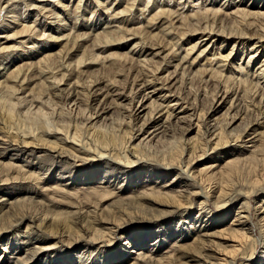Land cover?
<instances>
[{"label":"bare ground","instance_id":"obj_1","mask_svg":"<svg viewBox=\"0 0 264 264\" xmlns=\"http://www.w3.org/2000/svg\"><path fill=\"white\" fill-rule=\"evenodd\" d=\"M78 1L74 12L84 2L82 17L114 5L113 20L103 23L100 13L70 37L77 24L54 25L67 20L63 0H0V79L7 88L0 102V264L264 263V32L243 25L248 17L264 21V0H241L258 9L238 7L228 18L207 8L208 0L188 8L174 0ZM135 12H149L143 30L135 28L140 18H130ZM237 54L246 63L234 65ZM172 62L173 73L160 77ZM177 70L180 77H170ZM203 75L210 77L204 98L215 87L210 114L197 106ZM194 85L193 98L183 99ZM42 96L62 105L52 118ZM140 97L150 101L142 112ZM218 97L223 103L213 105ZM23 104L46 110L45 122L23 130L14 115ZM227 105L223 120L215 119L221 126L211 125ZM146 109L143 124H135ZM193 116L195 127L181 128ZM242 116V129L226 130ZM107 123L118 130L106 132ZM175 134L174 150L148 154L158 136Z\"/></svg>","mask_w":264,"mask_h":264},{"label":"rangeland","instance_id":"obj_2","mask_svg":"<svg viewBox=\"0 0 264 264\" xmlns=\"http://www.w3.org/2000/svg\"><path fill=\"white\" fill-rule=\"evenodd\" d=\"M64 2L62 3V5H64V6H68V9H67V12H65L64 10H63V12H62V17L64 18L65 16H67L68 15V17H67V20L65 21H62V22H60V23H58V22H55V26L57 25V24H64V23H66L67 25V28L69 29L70 28V25H71V27L72 26H74V24H77V26H76V29H73V30H71V33H72V35H70V37L71 36H73L74 35V33H75V31L82 25V24H85L87 21L89 22V24L91 23V21L93 22L94 21V18H95V16L96 17H99V15H100V13H101V21H103V23L104 22H110V21H112L113 19H112V17L111 16H108V14L113 10V8H114V5L112 6V9L107 13V11L105 10L104 11V9L102 8V7H98V8H96L95 9V13L94 14H92V13H90V14H88L87 13V15L85 14V16H81L82 15V11L85 9V6H83L84 5V2H82V8L80 9V10H78V11H76V12H74V9H75V7H76V5L79 3V1L78 0H69V1H66V0H63ZM100 1H102V0H100ZM105 1V5L104 6H109V4H110V2L109 3H107L106 2V0H104ZM202 1L203 2H205V0H174L173 2H172V6H175L176 4L177 5H180V6H182V5H187V8L190 6V5H198V6H200V7H203L204 5H202ZM210 1L211 0H208V2L206 3V6H207V8H214V9H217V10H220V11H218V16H220V14H222V16H224V14H225V18H228V16L229 17H231V16H233V15H235V9L237 8L238 9V7H240L239 9H241V10H251V11H256L258 8H254V7H252V2H247L246 1V5L245 4H241V0H218L217 1V3H215V4H211V5H209L210 4ZM248 3V4H247ZM209 5V6H208ZM228 5H230L229 7H228ZM236 5H238V6H236ZM212 6V7H211ZM214 6V7H213ZM236 6V7H235ZM205 7V6H204ZM64 8V7H63ZM91 8H93V5H92V7ZM260 9V8H259ZM102 11H103V13H102ZM135 10H134V8H133V12H134ZM196 11H198L197 9H196ZM104 12H106V13H104ZM232 12H233V15H232ZM140 12H135V14H133L130 18H132V17H134V15L135 16H137L138 18H140V22H142V24H137L136 25V27L135 28H140L141 30H143V23H144V21L147 19V18H150V16H148V13L149 12H147L145 15H141V14H139ZM220 13V14H219ZM0 14H2V13H0ZM64 14V15H63ZM99 14V15H98ZM130 14V13H129ZM122 15V14H121ZM121 15L118 17V19L120 20V18H121ZM79 17V19L77 18V17ZM91 16V17H90ZM239 16V15H238ZM252 17V16H251ZM112 20H111V19ZM104 19V20H103ZM109 19V20H108ZM240 20L241 19H238L237 21L238 22H240ZM68 21V22H67ZM97 21V20H96ZM259 21V22H258ZM100 22V21H99ZM98 22V23H99ZM249 25L250 27H255V26H259L261 29H262V32H264V21L263 20H258V19H254V18H250V17H248L244 22H243V25L246 27V25ZM54 26V27H55ZM102 30V29H101ZM100 30V31H101ZM103 31V30H102ZM67 33V32H66ZM64 35H66V34H64ZM85 38V37H84ZM86 38H87V36H86ZM130 38H132V37H130ZM62 39H64L65 40V37H63V38H61L60 39V43H61V40ZM197 38H193V40H196ZM202 41V40H201ZM201 41H199L198 42V40H196V42H198V44H200L201 43ZM208 40H206L204 43H206ZM121 42H125V40H122ZM218 42V41H217ZM215 43V44H217V47H220V48H227V43H224V45H223V43L221 42V41H219L218 43ZM58 44L59 45V49H60V47H61V44ZM82 43H85V42H82ZM212 43L213 42H211V44H210V46H209V49L207 50V52H210V50H211V47H212ZM221 43V44H220ZM90 44V43H89ZM261 44V43H260ZM260 44H258V45H260ZM216 47V46H215ZM230 50H232V48L230 49ZM261 51V50H260ZM212 52V51H211ZM226 52H229V49H227V50H225V54H226ZM251 51H249V53H250ZM71 53H74V51H72ZM112 53V52H111ZM81 54H82V52H80L79 53V57L78 58H80L81 57ZM108 54H110V52H108L106 55H108ZM261 54H260V52L258 53V54H256V56L254 57V59H253V63H251V69H252V65H253V68L255 67V66H257V67H255V71H257L258 70V68L259 67H261V65L262 64H258V62H255L256 60H260L261 59V56H260ZM262 55H264V54H262ZM104 56V55H103ZM78 58H76L71 64H72V66H70V68H73L74 67V65H77L76 64V61H77V59ZM242 58V59H241ZM246 57L244 56V57H238V54H237V57L235 58V64L234 65H237V64H242V63H244V59H245ZM101 59H102V57L100 58V60H99V62H98V64L101 62ZM113 58H109V60H112ZM143 59V58H142ZM142 59H139L138 60V62L140 61V60H142ZM156 60L155 61H160L161 60V57L159 58V57H157V58H155ZM230 60V62L232 63L233 62V54H232V56H231V58L229 59ZM55 63L54 64H56L57 63V61H54ZM134 62H136V57H135V60H133L132 61V65H135L136 66V63H134ZM237 62V63H236ZM255 62V63H254ZM89 63H91V61L90 60H87V62H86V64H89ZM245 63H246V61H245ZM148 64V63H147ZM152 64V63H151ZM165 64V63H164ZM177 64V62H172V64L171 65H168L167 66V68H165L166 70H165V73L164 74H161L160 75V77H165V76H169L170 74H172L173 72L172 71H174L175 69V65ZM259 66H258V65ZM67 65V64H66ZM244 65V64H243ZM79 68H83V65L82 66H80ZM144 68H147L148 69V71L149 72H151V68H149V66L148 65H146ZM98 69H99V71H98ZM146 69V70H147ZM83 70V69H82ZM101 67L99 66V67H97V69H96V71H98V72H96V73H99V72H103V71H105V70H101ZM171 73H170V72ZM7 72V70L4 72V73H2V75H4L5 73ZM167 72H169V73H167ZM160 73V72H159ZM180 73H181V71H179V70H177V73L176 74H174L173 76H170V77H172V78H174V77H177L178 75H179V77H180ZM105 74V72H103V75ZM126 75V72H123V75ZM208 74V73H207ZM195 75V76H194ZM229 76V75H228ZM186 77H188V75L186 76ZM196 78L197 80H198V78H199V74L196 76V71L191 75V78ZM223 77H225V74H224V76ZM202 78H203V82L201 83V89L199 90V92L197 93V106H200L201 105V107H204L205 108V111H208V114H210L211 113V110H209L210 109V104H211V102H210V100L208 99L209 97H211V94H212V90L213 89H215V87H213V88H211V94H210V96H208L207 95V97L208 98H204L205 97V93H204V91L202 92V88H204L205 89V86H204V84H205V82L208 80V81H210V77H208L207 75L205 76V75H203L202 76ZM124 79V78H123ZM224 78H222L221 79V81L223 80ZM172 80V79H171ZM3 81H4V78H2V79H0V83H2V84H0V91L2 90V92H0V102L2 103V95L3 94H5L4 93V91H6V89L7 88H4L5 87V83H3ZM196 81V80H195ZM220 81V82H221ZM237 81H239V80H237ZM237 81H235V83L237 82ZM170 83V82H169ZM173 83H175V82H173ZM173 83H171L170 85H173ZM231 83H233V78L230 80V82H229V84H231ZM262 83H263V85H262ZM1 85H3V86H1ZM122 86V90L123 91H125V92H127L128 91V89H129V86H128V84L125 82V81H123L122 82V84H121ZM127 85V86H126ZM236 85V84H235ZM260 86H263L264 87V80H262L261 81V84H260ZM131 87V86H130ZM152 87V86H151ZM160 86H158V88H159ZM170 87H172V86H170ZM259 87V86H258ZM188 88H189V90L188 89H184L182 92H181V97L183 98V99H191V97L193 98V96L195 95V93L197 92V90H198V85H194V86H188ZM232 88L233 87H231V91H230V93L232 92ZM236 88V87H235ZM160 89V88H159ZM190 89H192L191 91L192 92H189L190 91ZM209 89H210V87L209 88H207V92H210L209 91ZM258 89V88H257ZM131 89H129V91H130ZM256 90V89H255ZM152 90H149V91H147V93H149V92H151ZM167 91V88H165V92ZM21 92V91H20ZM137 92H138V90H137ZM158 92H160V90H157L156 91V93H158ZM189 92V93H188ZM258 93H260V91L258 92ZM28 95V94H27ZM159 95V94H158ZM258 95V94H257ZM4 96V95H3ZM19 96L20 97H23V96H25V94H21V93H19ZM150 96H153V94H151ZM237 97V96H236ZM236 97H233V95L231 96V99H236ZM24 98V97H23ZM42 98H43V101L45 102V101H47V103H46V106H45V109L47 110V112L50 114L49 115V118H52V115L51 114H53L54 113V115H56V112H57V110L58 109H60V108H62V105L60 104V103H57V105H56V101L51 97V96H42ZM153 99H155V97H153L152 98V100ZM206 101H208V102H206ZM228 101V100H227ZM251 101V100H250ZM148 102H150V101H148ZM148 102H146V99H144L143 101H142V97H140V98H136V100H135V106H136V109H140V112H142L143 111V109L141 108V106L143 105V104H145L146 105V107H148L147 105H148ZM0 103V104H1ZM126 103H128V102H123V104H126ZM160 103V102H159ZM182 103V102H181ZM223 103V99L222 98H220V97H218V98H216L215 100H214V104L213 105H216V106H218V105H220V104H222ZM249 104H250V102H249ZM24 105L25 104H23L22 105V107L21 108H18V107H16L15 108V111H14V115H15V117L17 118L16 120H17V123H21L22 122V125L21 126H23L22 128H23V130L24 129H26V130H34V129H36L35 127H38L39 125H40V123H42V122H45L44 120H46L45 119V112H46V110L44 111V112H42V113H40V111L38 110V108H35V106L34 107H32V108H28V107H26V109H23V107H24ZM55 105V106H54ZM61 105V106H60ZM73 105H74V103H70L69 104V106L67 107V106H65L64 108L65 109H70L71 110V107H73ZM229 105H230V103H229ZM229 105H227L219 114H217V116H214V117H212V115H211V121L209 122L211 125H218L217 127H219V126H221V124L219 125V121L220 120H223V116L222 115H224L225 114V112H227V110L229 109ZM251 105H253V103L251 102ZM3 107V106H2ZM76 107L77 106H75L74 107V109H73V115L75 114V112H78V111H80V106H79V108L76 110ZM0 108H1V105H0ZM52 108V109H51ZM188 108V106H187V104H186V107H185V109H187ZM28 109H29V111H28ZM35 109V110H34ZM53 109H55L54 111H53ZM81 109H82V107H81ZM53 111V112H52ZM148 109H146V111H144L143 113H141L140 114V118H135L136 120H135V124H138L139 126L140 125H142L143 124V122H144V119H146V117H147V113H148ZM4 112V110L2 111V113ZM122 112H123V116H125V111L124 110H122ZM191 114H193V111H191V110H188V113L185 115V117H188L189 118V116H191ZM17 115V116H16ZM53 115V116H54ZM51 116V117H50ZM116 116V115H115ZM114 116V117H115ZM157 117H156V119L157 118H159V115H156ZM120 117H122V115H120ZM180 117H184V114L183 115H180ZM231 117H233V111H232V109L230 110V116H228V120L231 118ZM213 118H214V120H213ZM216 118H219L220 120H215ZM213 120V121H212ZM190 119H188L186 122H183V123H180V125H181V128L183 127L184 129L185 128H187L188 126H192V128H191V130L195 127L194 126V123H196V116H193L192 117V120L190 121ZM248 120H247V117H245V116H242V119L240 120V121H238L237 122V124L235 125V126H233V127H231V129H230V127H228L226 130H229V131H231V130H233L234 129V127H239L240 126V128L239 129H242L243 127H244V125H242L243 123H245V122H247ZM96 122V121H95ZM218 123V124H217ZM99 124H102V123H99ZM105 126H106V124H105ZM148 125L146 124L145 125V128L147 127ZM250 128V127H249ZM116 130H118V127H117V125H115V124H112V125H110V123H107V127H106V129H105V131L106 132H108V133H110V134H112L113 132H115ZM150 131L151 132H153L154 131V129H150ZM195 132V131H194ZM194 132L190 135V137H192L193 135H195L194 134ZM219 134V131L218 132H216V135L214 136V138L217 136ZM233 134H235V133H232V135L231 136H234ZM154 135H156V134H154ZM153 135V136H154ZM176 135V134H175ZM175 135H173V136H175ZM152 136V137H153ZM146 137H148V136H146ZM151 137V138H152ZM162 135H160V136H158L155 140H153L152 141V145L151 146H153V147H150L151 149H149V147L147 148V150H148V154H150V155H152V156H158V157H160L161 155H163V153H166L167 151L169 152V151H172V150H174V148L176 147V145H177V139H179L180 138V135L179 134H177L174 138H171V137H162ZM186 137H187V133H186V135L184 136V140L186 139ZM159 138H160V140H162V141H160V143H157V141L159 140ZM167 138V139H166ZM141 140H142V138H141ZM149 140V139H148ZM148 142V141H147ZM139 143V141L138 142H136V144H138ZM152 152V153H151ZM167 152V153H168ZM154 153V154H153ZM259 264H264L262 261H260V263Z\"/></svg>","mask_w":264,"mask_h":264}]
</instances>
